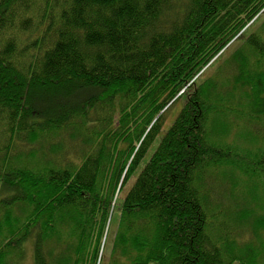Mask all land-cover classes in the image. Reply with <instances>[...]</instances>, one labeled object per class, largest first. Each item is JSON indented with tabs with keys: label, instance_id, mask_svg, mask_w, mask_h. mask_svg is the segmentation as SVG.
Wrapping results in <instances>:
<instances>
[{
	"label": "trees",
	"instance_id": "trees-1",
	"mask_svg": "<svg viewBox=\"0 0 264 264\" xmlns=\"http://www.w3.org/2000/svg\"><path fill=\"white\" fill-rule=\"evenodd\" d=\"M262 1L0 0V141L10 142L0 149V186L11 192L0 199V264L23 262L26 244L33 264H105L101 245L109 233L107 264H223L208 202L227 194L222 186H244L248 199L238 214L215 210L236 240V218L264 190V147L249 167L238 151L211 143L234 113L233 123H264V38L252 36L244 61L237 50L231 54L221 84L197 85V74ZM189 82L187 103L160 134V120ZM150 89L145 105L129 106ZM87 120L97 128L82 133ZM50 130H74L69 137L77 141L41 149L47 163L40 170L31 167L32 151L20 158L7 150ZM90 144L95 150L86 154ZM73 154L76 161L66 158ZM139 166L115 211L117 190ZM215 169L224 176L215 179L216 193L204 190ZM258 221L264 229L263 216Z\"/></svg>",
	"mask_w": 264,
	"mask_h": 264
},
{
	"label": "rangeland",
	"instance_id": "rangeland-1",
	"mask_svg": "<svg viewBox=\"0 0 264 264\" xmlns=\"http://www.w3.org/2000/svg\"><path fill=\"white\" fill-rule=\"evenodd\" d=\"M257 10H258V13L252 18V20L248 22V24H246L241 29V31L237 33L227 44L224 45L225 47L223 49L225 51L222 49L217 55L214 56V58L210 61L207 67L205 66L203 67L202 70L199 71L197 76L200 73L202 74L201 76L199 75L200 78L196 81L197 85L202 84L203 86H206L207 82L211 79L214 80V78L218 79V81H220V84H221L223 81H225L224 78L226 77V74H227V71L225 70L226 69L225 66H226L227 59L231 57V54L237 50L238 53L243 54L242 56H244L243 57V61H244L247 57H249V53H251L250 49L247 48L246 43L247 42L249 43V41H251L250 39L252 38V36H254L252 41L255 39H258L260 41L263 40L264 38V1H262V3L259 4V7ZM243 41L246 47L245 49L242 50ZM249 64L253 65L255 64V62L253 61V62H250ZM255 69L256 67L254 68V70ZM250 72H253V71H250ZM262 74L264 75V71L262 72ZM189 85H191V82H189V84H186L181 89H179V92L174 97V99H176L177 97V100L175 103H173L172 105L170 104L167 105V106L169 105L170 106L168 107L167 111L165 112V114L163 115L159 123L160 125H162L159 130L160 134L164 133L169 128L171 123L178 116L180 110L187 103L186 101H187L189 90L188 89L186 90V88H188ZM222 91L223 90H221V92ZM216 92L219 93V89H217ZM143 93L144 94H139L137 98H135L134 100L129 101L128 102L129 106L130 107L139 106L137 105V103H140L141 105H145L142 102L144 99H146V97L152 96L153 89L145 90ZM116 97L118 99L121 97V95L116 96ZM161 98H163V95H160L158 100H160ZM167 106L163 108L159 113L163 112L167 108ZM241 109H239L238 112H240ZM114 116H115L113 118L114 120H116L119 117V115H117V110H115ZM149 116L150 115H148L147 119L149 118ZM234 116H235V113L234 115H232V117L230 116L227 119H223L222 125L220 124L219 127L217 128L219 135L214 138V141L211 144H214V145L216 144V146H219L222 148H225V147L230 148L233 152H236V153L238 151L239 154H242L238 158L239 159L242 158L244 164L248 165L249 167H252L251 163L257 161L258 156L260 155L259 150H263L259 148L264 147V131H261L264 129V123L260 122V124L259 123L248 124L246 122L245 123L241 122L237 119L236 120L238 122L234 120L236 123L235 122L233 123L231 119H233ZM82 120L79 119V120H76V122L79 123ZM262 120H264V117ZM93 121L92 120L85 121V122H88L89 124L84 123L82 125L81 132L82 133L90 132V131H93V129L97 128V127L95 128L93 127V124L91 123ZM261 126L263 129L261 128ZM72 133H75L74 130L70 132L62 131L61 133H58V134H55L53 130H50V132H45L43 134H40L38 138H36L32 142L28 141L27 138L25 142L23 141L24 138H18L17 140V142L19 141L18 144H14L16 143L14 142L11 145V148L9 149L8 147L7 150H9V153L12 155V157L19 155L20 158L25 157L26 153H29V151H32L34 153L33 154L34 158L30 159V163L32 164L31 167H33L34 169L40 170L44 166V164L47 163L46 161H44V158L42 159L40 150L41 149L47 150L52 145H56L57 147L62 146V144L65 143L67 138L70 139L69 134H72ZM54 135H57V136H54ZM250 135L252 136L250 137ZM159 137L160 136H158L155 139L156 142H158ZM246 138L251 139V141H247ZM74 141H77V140H74ZM74 141H71V139L69 140L70 143H73ZM9 143L10 142H8V139L4 140V143L0 141V149L6 147L7 144L10 145ZM151 147H153V149L155 148L154 143L152 144ZM78 148H79L78 144H76L75 150L78 151ZM86 148L87 146L80 148V150L83 152L84 150H86ZM241 149H244L247 151L242 152ZM94 150L95 149L93 148V144H90V148H87L88 153L86 154L93 153ZM149 151H152V148H150ZM18 152H21L23 154L20 156ZM75 154L76 156H78L77 153ZM66 158L72 161L73 160L76 161L77 159V157H75L74 154L72 156L67 155ZM79 161L80 162L82 161V157H80ZM23 162L25 163L26 160L23 159ZM249 167L243 168L247 170H242V171L246 173L249 172L251 170ZM225 169L230 170L228 166H225L224 170ZM140 171H141V166L137 168L136 173L134 175L128 178V181L126 182L123 189L120 191L117 190L118 192L115 195L114 200H113V204L115 205L114 206L115 211L116 209H118V206L121 205L122 197H124L125 193L129 189V186L131 185V183H133L135 177L139 174ZM222 172L223 171H220L219 169H215L213 170V172H209V175L207 176L205 173L204 177L206 176V179L204 181V190H208V186L210 185L211 187H214L215 193L218 192V188L215 187V185L218 184V182L215 179L224 177L221 174ZM235 172L236 170L233 168L234 175L231 178L237 181L241 178V175ZM253 178H252V181H253ZM244 180H245V177H244ZM260 180H262V184L264 186V177ZM222 188H223L222 190L224 191L228 189L227 194H225L224 197L219 195L221 200L217 198V195H216V198L218 200H214L213 198L211 199V201L209 200L208 202L209 213L208 211L206 212V215L208 217L207 219L209 220L208 228L210 230H213L215 233L214 239H215V242L217 243V245L215 246L217 247L219 246V249L222 252L221 253L222 256L220 257L221 262L223 264H251V263L252 264H264V229L262 228L259 229L258 227V225L261 224L260 222H262V221L259 222L258 219H260V217L262 216L264 219V190L260 188L259 193H258V196H259L258 199L256 198L255 200H252V199L249 200V207H250L249 212H244L242 215H241L242 212H240L239 216L236 218L238 220L236 224L240 226L234 227L237 230V235H238V238L235 240L234 233L228 232V230L222 227L220 221H216V211L215 210L217 209V211H220V210L224 211V215L226 216L238 214V212L241 211L239 210L240 208L238 207V205L241 204V201H243V199H248V197L244 194L245 193V191H243L244 186L239 185L237 189L235 186L228 184L226 186H222ZM10 195H11L10 191L0 186V199H7L10 197ZM235 207H238V209ZM116 216L119 218L118 215ZM247 216H249V221H245ZM227 221L228 222H224V223L228 229V226L231 224L232 220L228 219ZM66 228H69V227L67 226ZM114 229L111 228L110 226V230H114ZM250 229H253V230L250 231ZM231 231L233 230L231 229ZM112 238H113V234L109 233L108 239L104 245L106 247H104L103 244L101 245L102 250H103L101 257H103L105 264L110 262V254L112 250L111 242L113 240ZM233 241H235L237 244H234ZM52 245L53 243L51 244V246ZM23 250H24L23 262H21L20 264H33L31 260L32 255H31L30 245L26 244ZM231 253L234 254L232 255V257L236 258V260L228 258L229 256L227 257V255ZM167 260H169L168 264H170L171 262L170 259H167Z\"/></svg>",
	"mask_w": 264,
	"mask_h": 264
}]
</instances>
